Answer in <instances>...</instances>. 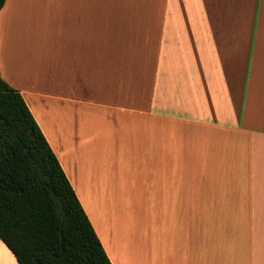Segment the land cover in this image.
<instances>
[{"label":"crops","instance_id":"obj_1","mask_svg":"<svg viewBox=\"0 0 264 264\" xmlns=\"http://www.w3.org/2000/svg\"><path fill=\"white\" fill-rule=\"evenodd\" d=\"M0 74L112 264H264V0H5Z\"/></svg>","mask_w":264,"mask_h":264},{"label":"trees","instance_id":"obj_2","mask_svg":"<svg viewBox=\"0 0 264 264\" xmlns=\"http://www.w3.org/2000/svg\"><path fill=\"white\" fill-rule=\"evenodd\" d=\"M0 239L18 264H112L25 99L1 74Z\"/></svg>","mask_w":264,"mask_h":264}]
</instances>
